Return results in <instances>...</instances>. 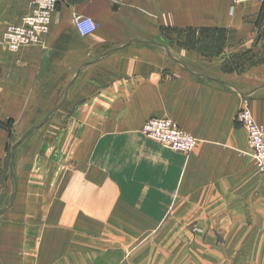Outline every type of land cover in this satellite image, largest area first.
<instances>
[{
  "label": "crops",
  "instance_id": "obj_1",
  "mask_svg": "<svg viewBox=\"0 0 264 264\" xmlns=\"http://www.w3.org/2000/svg\"><path fill=\"white\" fill-rule=\"evenodd\" d=\"M229 1L59 0L39 44L11 52L0 42V163L9 131L102 132L95 146L128 149L125 178L106 189L133 201L106 203L116 211L112 241L135 239L136 216L148 226L190 224L191 240L219 253L235 245L237 256L264 264V175L236 121L247 109L264 127V33L243 26ZM29 3L0 0V33ZM76 16L94 30L82 35ZM152 117L174 121L195 148L138 138ZM53 258L38 237L0 220V264Z\"/></svg>",
  "mask_w": 264,
  "mask_h": 264
},
{
  "label": "rangeland",
  "instance_id": "obj_2",
  "mask_svg": "<svg viewBox=\"0 0 264 264\" xmlns=\"http://www.w3.org/2000/svg\"><path fill=\"white\" fill-rule=\"evenodd\" d=\"M229 5L237 18L241 15L243 26L258 27L264 33V0L239 5L229 1ZM1 36L2 30V45ZM57 128L39 125L20 142L26 131H9L0 163L2 227L19 226L23 234L38 237L40 248L46 244L53 249L55 264H254L253 258L237 256L232 249L235 245L219 253L212 245L191 240L189 233L195 231L190 224L180 227L169 222L165 226V221L162 226L158 222L148 226L136 216L135 239L112 241L116 237L110 225L116 211L106 203L133 201L125 195H112L106 186L125 178L119 160L128 149L105 143L95 146L102 132ZM139 137L161 142L144 134L142 128ZM105 215L107 220L102 218ZM182 233L188 236L182 237Z\"/></svg>",
  "mask_w": 264,
  "mask_h": 264
},
{
  "label": "built area",
  "instance_id": "obj_3",
  "mask_svg": "<svg viewBox=\"0 0 264 264\" xmlns=\"http://www.w3.org/2000/svg\"><path fill=\"white\" fill-rule=\"evenodd\" d=\"M123 4L126 0H111ZM239 5L254 0H230ZM59 0H30L28 11L18 23L8 24L1 36L2 44L8 51L16 52L21 47L39 44L50 27L52 13ZM75 22L82 35L91 33L94 24L88 19L75 17ZM82 23V24H80ZM236 121L248 134V142L258 171L264 174V127L258 124L247 109L236 113ZM144 134L154 137L175 150L188 153L196 146L197 140L183 131L168 118H149L142 125Z\"/></svg>",
  "mask_w": 264,
  "mask_h": 264
},
{
  "label": "water",
  "instance_id": "obj_4",
  "mask_svg": "<svg viewBox=\"0 0 264 264\" xmlns=\"http://www.w3.org/2000/svg\"><path fill=\"white\" fill-rule=\"evenodd\" d=\"M45 121V120H44ZM28 132L29 131H27L25 134H23L22 136H21V138H19V141L18 142H20V141H22L25 137H26V135L28 134ZM17 144V142L15 143V145ZM11 167L13 168V161H12V154H11Z\"/></svg>",
  "mask_w": 264,
  "mask_h": 264
},
{
  "label": "bare ground",
  "instance_id": "obj_5",
  "mask_svg": "<svg viewBox=\"0 0 264 264\" xmlns=\"http://www.w3.org/2000/svg\"><path fill=\"white\" fill-rule=\"evenodd\" d=\"M6 48V47H5ZM7 49V48H6Z\"/></svg>",
  "mask_w": 264,
  "mask_h": 264
}]
</instances>
